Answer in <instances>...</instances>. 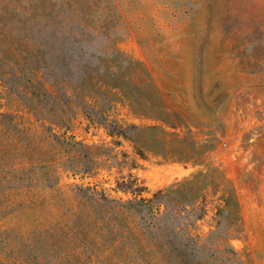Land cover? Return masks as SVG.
Returning a JSON list of instances; mask_svg holds the SVG:
<instances>
[{"label":"rangeland","instance_id":"1","mask_svg":"<svg viewBox=\"0 0 264 264\" xmlns=\"http://www.w3.org/2000/svg\"><path fill=\"white\" fill-rule=\"evenodd\" d=\"M57 1L69 96L87 71L130 98L74 97L62 128L0 81L22 123L0 141V264H264V0Z\"/></svg>","mask_w":264,"mask_h":264},{"label":"trees","instance_id":"2","mask_svg":"<svg viewBox=\"0 0 264 264\" xmlns=\"http://www.w3.org/2000/svg\"><path fill=\"white\" fill-rule=\"evenodd\" d=\"M16 3L18 7L12 10V14H14L12 16L14 19L16 18L15 22L21 23L24 32L18 42L14 38V22H11L9 15L0 13V81L3 87L10 88L9 93L23 101L22 109L33 115L37 122L46 121L51 124L56 122V125L62 128L68 127V122L74 113L68 115L65 108H71L70 103L74 97H76L74 101L84 110L88 108L86 98L90 96H98L107 110L111 108L112 102L118 100V97L122 100L130 98L126 93H122V97H120V93H116L112 96L115 99H111L101 90L95 91L92 84L95 77L87 71L77 83V87L81 91L80 94L87 91L86 97L78 101L77 95L69 96V92L72 90L69 86L72 84L69 79L73 75L72 62L66 60L68 52L64 49L58 51L56 47L60 38V34L57 33V25L61 22L65 11L57 0H16ZM18 9H21V13H18ZM89 14L84 15V22ZM36 34L42 35L38 41L34 40ZM58 64H61L60 69H65L66 73H58ZM104 84L108 89L117 88L116 85ZM134 96L132 94V98ZM54 103L57 106H54ZM142 104L155 108V105L147 97H144ZM91 116L90 113V119ZM53 119L57 121H53ZM102 120H106V118ZM0 125L3 126V130L0 131V141H4L10 138L7 129H17L22 123L19 122L17 115L0 113ZM52 136L56 137V135ZM0 152L4 155L7 154L2 149ZM178 160L184 161L185 157L179 156ZM160 197V194L156 195V199ZM152 202V200L149 201V203ZM120 256L129 258L130 252L121 253ZM163 258L172 261L171 264H195L190 255L186 253L165 252Z\"/></svg>","mask_w":264,"mask_h":264}]
</instances>
